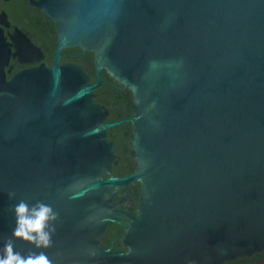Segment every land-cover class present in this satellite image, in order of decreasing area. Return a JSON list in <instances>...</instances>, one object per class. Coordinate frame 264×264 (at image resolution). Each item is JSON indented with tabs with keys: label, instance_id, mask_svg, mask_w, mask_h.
Segmentation results:
<instances>
[{
	"label": "water",
	"instance_id": "obj_1",
	"mask_svg": "<svg viewBox=\"0 0 264 264\" xmlns=\"http://www.w3.org/2000/svg\"><path fill=\"white\" fill-rule=\"evenodd\" d=\"M33 4L56 30L53 65L7 81L14 55L47 54L29 31L10 42L0 27V254L20 200L58 214L49 248L15 241L52 264H223L264 251V0ZM66 48L93 55L97 82L80 62L62 66ZM105 73L130 92L129 118L106 123ZM127 122L134 172L101 179L117 162L106 132ZM109 223L125 228V253L97 245Z\"/></svg>",
	"mask_w": 264,
	"mask_h": 264
},
{
	"label": "flooded vegetation",
	"instance_id": "obj_2",
	"mask_svg": "<svg viewBox=\"0 0 264 264\" xmlns=\"http://www.w3.org/2000/svg\"><path fill=\"white\" fill-rule=\"evenodd\" d=\"M6 28V35L9 41H16L17 39L12 34L17 32L18 26L25 31H29L34 40L40 42L41 48L46 52L47 56L40 60H32L26 63H21L18 54L13 56L12 63L16 64L12 70V64L7 63L5 69L7 70V81L23 71L26 68L38 65H44L46 62L54 64L55 49L57 47V34L54 24L46 19L42 13L35 7L33 0H0V27ZM14 50H18V43L12 45ZM65 56L62 59V66L69 63L80 62L86 65L93 82H97L98 78L95 71V61L90 52H83L78 48H66L62 51ZM76 53H87L86 56L78 55ZM61 54L59 51V58ZM58 60L56 65L58 64ZM101 81V71L99 73V82ZM105 84L98 88V103L107 105L112 109V115L107 118L109 123L113 120H121L129 118L132 115V101L130 92L121 85L112 81V79L105 73ZM130 135L131 123H123L119 126L112 127L106 132V139L114 145L113 154L117 158V162L110 166V171L107 176L122 179L130 176L134 172L136 166L134 160L130 157ZM116 194H122V188L116 189ZM140 196L139 183L133 182L128 185V204L127 213L130 217H135L137 214L138 201ZM123 223L129 224L130 220L122 219ZM125 234V228L119 224H106L100 236L96 238L97 245L102 248H111L113 251L123 252L127 248L122 246L121 239ZM115 239V240H114ZM114 240V241H113ZM112 243L111 247L110 244ZM223 264H264V251L253 254L248 258L235 259Z\"/></svg>",
	"mask_w": 264,
	"mask_h": 264
},
{
	"label": "clouds",
	"instance_id": "obj_3",
	"mask_svg": "<svg viewBox=\"0 0 264 264\" xmlns=\"http://www.w3.org/2000/svg\"><path fill=\"white\" fill-rule=\"evenodd\" d=\"M14 194L10 193V198ZM15 226L12 236L5 241L0 264H52L45 251H29L27 255L15 250V241L26 242L35 249H47L52 245V235L58 214L43 201L30 204L18 201L13 207Z\"/></svg>",
	"mask_w": 264,
	"mask_h": 264
}]
</instances>
